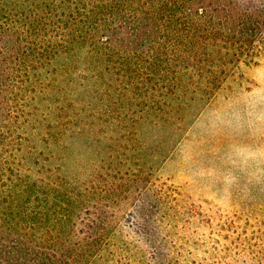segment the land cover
<instances>
[{
	"label": "trees",
	"instance_id": "obj_1",
	"mask_svg": "<svg viewBox=\"0 0 264 264\" xmlns=\"http://www.w3.org/2000/svg\"><path fill=\"white\" fill-rule=\"evenodd\" d=\"M261 59L264 0H0V264H264L263 204L119 160Z\"/></svg>",
	"mask_w": 264,
	"mask_h": 264
},
{
	"label": "rangeland",
	"instance_id": "obj_2",
	"mask_svg": "<svg viewBox=\"0 0 264 264\" xmlns=\"http://www.w3.org/2000/svg\"><path fill=\"white\" fill-rule=\"evenodd\" d=\"M235 70L212 99L184 98L139 118L137 136H127L136 148L120 149V169L140 160L157 168L174 148L162 171L185 178L190 191L228 193L234 201L224 204L237 216L264 205V59Z\"/></svg>",
	"mask_w": 264,
	"mask_h": 264
}]
</instances>
